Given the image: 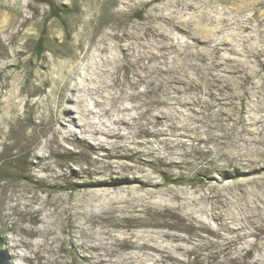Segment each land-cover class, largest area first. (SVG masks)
<instances>
[{"label":"rangeland","instance_id":"rangeland-1","mask_svg":"<svg viewBox=\"0 0 264 264\" xmlns=\"http://www.w3.org/2000/svg\"><path fill=\"white\" fill-rule=\"evenodd\" d=\"M48 1L0 0V264H264V0Z\"/></svg>","mask_w":264,"mask_h":264},{"label":"trees","instance_id":"trees-1","mask_svg":"<svg viewBox=\"0 0 264 264\" xmlns=\"http://www.w3.org/2000/svg\"><path fill=\"white\" fill-rule=\"evenodd\" d=\"M38 2H45V3H48L49 5L51 4V2L48 1V0H38ZM52 16L56 17L57 14L56 15L54 14ZM37 44H39V45L36 47L35 54H36V56H39V55H41L43 53V47H41V44H42V39L41 38L38 39Z\"/></svg>","mask_w":264,"mask_h":264}]
</instances>
